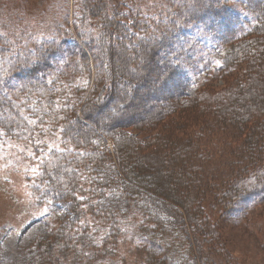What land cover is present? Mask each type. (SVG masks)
I'll list each match as a JSON object with an SVG mask.
<instances>
[{
    "label": "trees",
    "instance_id": "16d2710c",
    "mask_svg": "<svg viewBox=\"0 0 264 264\" xmlns=\"http://www.w3.org/2000/svg\"><path fill=\"white\" fill-rule=\"evenodd\" d=\"M116 1L32 33L0 0V140L47 210L0 264H244L223 240L264 204V0Z\"/></svg>",
    "mask_w": 264,
    "mask_h": 264
},
{
    "label": "rangeland",
    "instance_id": "374dc122",
    "mask_svg": "<svg viewBox=\"0 0 264 264\" xmlns=\"http://www.w3.org/2000/svg\"><path fill=\"white\" fill-rule=\"evenodd\" d=\"M5 6H24L25 14H38L36 21L26 23L32 33L51 29L52 5L57 0H3ZM115 1V0H113ZM125 5L155 3V6L167 3V0H118ZM124 6V5H123ZM123 8V7H122ZM71 10V8H70ZM127 10V9H125ZM154 12V9H150ZM23 13H21L22 15ZM72 25L67 26L72 30ZM70 32V31H69ZM220 84V82H218ZM222 84V83H221ZM49 145L50 144L48 142ZM31 148L22 143L0 140V257L14 254L16 250V236L29 222L47 213L43 206H39L32 198L26 176L35 168V157ZM68 212L59 207L57 217L66 219ZM224 235L223 247L229 250L230 259L237 263L241 258L244 264H264V204L255 207L236 226ZM7 235L14 237L8 238Z\"/></svg>",
    "mask_w": 264,
    "mask_h": 264
}]
</instances>
